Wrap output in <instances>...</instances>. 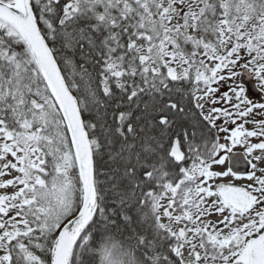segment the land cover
I'll return each instance as SVG.
<instances>
[{
	"label": "snow or ice",
	"instance_id": "snow-or-ice-1",
	"mask_svg": "<svg viewBox=\"0 0 264 264\" xmlns=\"http://www.w3.org/2000/svg\"><path fill=\"white\" fill-rule=\"evenodd\" d=\"M0 264H264V0H0Z\"/></svg>",
	"mask_w": 264,
	"mask_h": 264
}]
</instances>
